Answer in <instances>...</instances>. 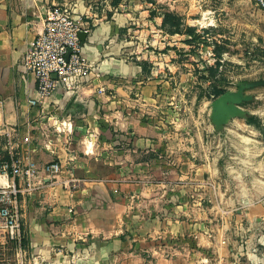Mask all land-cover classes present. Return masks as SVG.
I'll list each match as a JSON object with an SVG mask.
<instances>
[{
	"label": "crops",
	"instance_id": "1",
	"mask_svg": "<svg viewBox=\"0 0 264 264\" xmlns=\"http://www.w3.org/2000/svg\"><path fill=\"white\" fill-rule=\"evenodd\" d=\"M153 1L0 0V159L33 168L14 180L22 190L23 264H264V201L242 198L228 208L226 191L212 185L218 158L206 160L187 116L197 99H185L192 70L209 87L218 75L209 80L205 65L216 60L200 63L188 23L172 33ZM222 1L251 30L264 19L257 0ZM53 5L88 23L87 72L31 105L36 83L21 60ZM203 14L209 51L220 35L215 12ZM51 163L57 174L44 171ZM212 220L215 234L205 237ZM7 249L17 264L13 245L1 239L0 264Z\"/></svg>",
	"mask_w": 264,
	"mask_h": 264
},
{
	"label": "rangeland",
	"instance_id": "2",
	"mask_svg": "<svg viewBox=\"0 0 264 264\" xmlns=\"http://www.w3.org/2000/svg\"><path fill=\"white\" fill-rule=\"evenodd\" d=\"M150 1L154 2L153 0ZM156 1L159 3L162 14L169 12L181 19V29H185L184 25L187 22L195 31L199 30L200 42L198 41L197 44L201 45H198V48L205 47L204 51L198 49L197 52L198 61L202 64L206 63L208 59L206 54L208 47L202 44V41L206 39L201 31L208 22L205 20L207 16L203 13L208 9L215 12L218 25L216 30L220 35L217 38L219 44L213 41L210 46L215 45L216 47L218 45L222 53H226L223 57L224 60L220 63L221 67L217 70L218 77L214 79L216 86L220 89L233 91L236 90L237 83L264 79L263 15L256 20L257 27L251 30L245 26V21L237 20L233 12L226 13L227 10L224 8L222 0ZM191 56L193 57L192 53ZM210 64L213 66V61ZM192 72L195 76V84L189 88L185 99L194 96L197 99L195 106L188 110L187 116L194 117L192 123L195 136L194 143H198L197 137L203 140V142L199 141V143H204L202 149L199 150L207 156L206 160L218 158L220 171L218 179H215L212 185L226 191L227 195L224 197L228 201V208L234 209L241 205L242 198H247L249 204L264 201V194L262 193L264 191V87H258L247 92L253 96V100L243 105V109L249 114L246 119H232L221 131L217 132L209 119L210 104L215 98L205 95L206 92L212 90V87L210 85L208 87V84L204 83L202 74H199L198 70H192ZM204 97L206 99L203 100ZM202 102L206 105L204 110H201ZM252 112H259L262 115L259 117L258 114L254 115ZM250 117H256L260 127L247 123L248 127H236L238 121L246 122ZM208 127L212 129L210 132L207 130ZM217 137L220 138V147L215 141ZM260 188L261 192L256 194ZM214 212L215 210L210 212L211 219H214ZM217 224L218 222L215 220L209 222L204 228V236L212 238V235L215 234L214 227ZM219 224L221 225L220 222ZM199 233L203 234L202 228L195 227V238L200 237ZM6 253L7 260L4 263H13L10 259L12 250L7 249Z\"/></svg>",
	"mask_w": 264,
	"mask_h": 264
},
{
	"label": "built area",
	"instance_id": "3",
	"mask_svg": "<svg viewBox=\"0 0 264 264\" xmlns=\"http://www.w3.org/2000/svg\"><path fill=\"white\" fill-rule=\"evenodd\" d=\"M257 3L264 8V0H257ZM89 29L88 23L75 16L69 6L53 5L49 8L41 33L21 60L22 70L30 73L36 83V98L30 100L31 105H41L58 84L85 75L87 68L78 33ZM206 54V63L209 64L214 60L213 47ZM59 168L58 164L51 163L44 167V171L54 175ZM32 172L30 163L23 166L11 157L0 159V239L13 245L17 264H23L24 255L19 202L22 190L14 180L29 178Z\"/></svg>",
	"mask_w": 264,
	"mask_h": 264
},
{
	"label": "water",
	"instance_id": "4",
	"mask_svg": "<svg viewBox=\"0 0 264 264\" xmlns=\"http://www.w3.org/2000/svg\"><path fill=\"white\" fill-rule=\"evenodd\" d=\"M87 35V32L78 33L82 43H84ZM53 78L56 76L53 75ZM258 87H264V79L240 82L237 83L236 90L226 91L211 102L209 119L217 132L221 131L230 120L235 118L246 119L249 116L243 109V105L252 101L253 96L247 92Z\"/></svg>",
	"mask_w": 264,
	"mask_h": 264
},
{
	"label": "trees",
	"instance_id": "5",
	"mask_svg": "<svg viewBox=\"0 0 264 264\" xmlns=\"http://www.w3.org/2000/svg\"><path fill=\"white\" fill-rule=\"evenodd\" d=\"M162 26L169 27L172 33H180L181 27H182V22H181V19L178 18L176 15L167 12V13L163 14ZM186 32L191 36V40H189L188 42H190L192 46L196 47L198 41L200 42V36L195 34L194 29L191 27H188L186 29ZM203 43H204V41H202V44ZM216 47H214V49H213V51H214L213 54L215 56L214 58L216 60V62H215L216 66L215 67H209L208 65H205L206 70L208 72L209 80H212L213 78H215L216 73H217V66H219V64H220L217 59L220 58V56L222 54V50H220L219 46H216ZM202 78L205 79L203 76H202ZM210 86L212 87V90L210 91V93H211L212 97H214V98H216L219 95L226 92V91L220 89L218 86H216L215 82L211 83ZM246 123L248 125H254L256 127H260V124L258 123L256 117L248 118Z\"/></svg>",
	"mask_w": 264,
	"mask_h": 264
},
{
	"label": "bare ground",
	"instance_id": "6",
	"mask_svg": "<svg viewBox=\"0 0 264 264\" xmlns=\"http://www.w3.org/2000/svg\"><path fill=\"white\" fill-rule=\"evenodd\" d=\"M248 142V141H247ZM244 195H245V193H244Z\"/></svg>",
	"mask_w": 264,
	"mask_h": 264
}]
</instances>
